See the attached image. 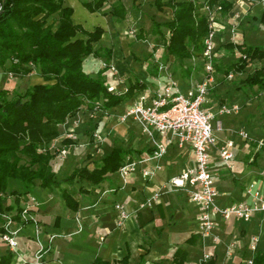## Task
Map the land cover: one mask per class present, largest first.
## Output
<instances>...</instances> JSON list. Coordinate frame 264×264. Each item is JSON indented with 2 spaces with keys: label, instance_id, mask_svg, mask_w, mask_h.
<instances>
[{
  "label": "crops",
  "instance_id": "obj_1",
  "mask_svg": "<svg viewBox=\"0 0 264 264\" xmlns=\"http://www.w3.org/2000/svg\"><path fill=\"white\" fill-rule=\"evenodd\" d=\"M114 1L116 0H107L99 11L89 12L80 0H64L65 4L73 7L75 22L82 23L86 28H89L87 24L91 25V28L98 24L105 28L99 45L112 47V62L116 65L117 74L125 82L139 78L147 82V90L154 91L165 81V76L156 70V66H148L147 63L132 66V57H129L130 52H126L123 43L135 39L132 36L130 39L127 38L128 27L137 20L145 19L143 15L148 16L147 12H143L144 6H148L151 14L155 15L151 24L153 20L170 19L173 16V9L165 6L162 10H158L153 5L154 0H124L129 11L127 18L114 21L111 25L109 12ZM237 9H240V15H243L244 8L240 5ZM228 19L230 22L233 21L231 16ZM223 51L230 52L221 47L219 53ZM90 57L92 56H89L85 62L87 71L96 73L103 69V66H97L95 62L91 65ZM192 67L189 76L174 72V76L183 87L188 86L190 81L202 77V68ZM105 73L107 82L118 87L123 86L122 82L115 79L113 71L107 69ZM239 74L240 78L245 77L242 76L243 73ZM37 76L41 80L36 83L44 82L39 74ZM220 79L222 75L217 71L216 81ZM217 87H219L217 83L211 86L205 101L208 105L204 106L215 112L220 108L218 97L214 98L211 93L215 92ZM139 94L128 99L124 107L135 102ZM118 106L107 114L99 113L100 116L102 115V121L110 120L107 126L114 122L115 114L124 109L123 107L119 111ZM85 111V109L80 110L75 116L62 123L61 134L49 142L50 149L56 151L52 166L58 179L65 178L73 168L81 164L93 167L98 155H91L95 154L98 147L106 148V152L100 155L102 158L117 144L111 138V133L116 132L115 127L112 129L107 127V130L103 131L95 129L93 132H100L102 139L98 142L95 138L89 141L88 135H92L93 132L89 134L85 132L87 128H84L85 120L90 118V114ZM232 115L234 116L218 113V119L221 118L223 121V127L215 130L218 144L212 147L210 157V170L220 193L218 199L223 204L247 199L244 187L252 179H258L264 190V146L258 143L263 137L255 139L250 136L247 138L240 136L238 132L240 129L246 131L242 125L245 116L239 112ZM121 125L122 130L124 128V131H128L131 140L128 144L119 143L125 148L142 150L140 153L135 151L132 158H127L126 161L152 151L150 138L143 133L136 121ZM140 139L142 142L138 143ZM163 139L167 140L166 137ZM227 140L234 142L230 168L221 159L219 153V146ZM63 148L67 150L65 155L60 152ZM257 150L259 154L253 163L254 153ZM156 161L161 164V168L157 169L153 176L143 177L141 168L145 164H140L125 183L119 171L107 173L105 179L98 184L78 179L71 184L63 182L61 187H67L78 201L76 209L66 206L60 196L61 187H42L39 180H35L34 187L22 195L21 206L30 203L32 198L35 199L37 223L28 222L20 226L16 235L18 246L13 251L14 263L28 261L32 264H97L95 260L98 258L110 264H174L170 259L179 246H184L187 250L185 264H199L204 252H209L215 257L217 264H247L256 252L264 251V217L261 214L255 215L248 221L237 217L223 219L216 216L215 233L218 239L202 236L196 204L190 200L184 188H174L170 184L173 176L193 163L190 146L181 147L173 140L168 144L167 152ZM150 165H154V162ZM158 188H162L163 191L160 197L154 200L152 205L141 207V202ZM25 190L24 187L19 192ZM116 202H122L129 212V216L120 226L116 223L118 213L114 207ZM255 234L259 235V242L257 250L252 251L249 245ZM191 236L195 238L188 243L186 240ZM41 245L42 256L37 259L36 252ZM229 247H231L230 251ZM8 248L0 239V254Z\"/></svg>",
  "mask_w": 264,
  "mask_h": 264
},
{
  "label": "trees",
  "instance_id": "obj_2",
  "mask_svg": "<svg viewBox=\"0 0 264 264\" xmlns=\"http://www.w3.org/2000/svg\"><path fill=\"white\" fill-rule=\"evenodd\" d=\"M1 1L0 66L15 73L36 70L44 82L33 84L23 92L15 93L12 98L6 95V90L0 91V214L4 211H20L22 195L34 187L37 179L42 187L48 188L61 187L63 182L71 184L76 179L98 184L105 179L107 173L118 171L127 158H132L135 151L142 152L117 143L93 167L81 164L73 168L65 178L58 179L52 166L56 151L50 149L49 142L61 134L60 125L80 110L109 112L142 93L148 85L139 78L125 82L117 74V68L116 71L111 69L112 47L99 45L105 28L100 24L86 28L82 23L75 22L74 9L65 4L64 0ZM80 1L89 12H96L107 0ZM235 1H153L158 10L165 6L173 9L170 19L153 20L151 28V32L163 46L160 59L165 60L168 65L171 61L177 64L168 66L172 73L180 69L185 76L191 74L193 67L187 61L201 54L203 50V40L208 34L210 24L208 9L219 6L218 17H225ZM128 12L124 0L114 1L109 12L111 25L114 21L126 19ZM50 16L53 17V22H48ZM253 17L264 27V8ZM143 37L144 31L140 28L135 39ZM219 46L230 52H239V56L225 67L227 75L233 71L246 73L242 79L244 87L258 85L264 89V64L257 66L252 72L248 71L251 62L264 59L263 45L249 43L243 39L237 43L221 42ZM157 48V45H154V49ZM89 56L104 58L103 69L96 73L87 71L85 62ZM134 57L138 59L135 54ZM149 57H153L152 66H156L158 70L154 51ZM218 61L216 72L223 70ZM107 69L113 71L115 79L123 83L122 90H109L108 87L112 83L107 82ZM238 87L242 89L243 86ZM150 150H153V147ZM258 151L254 153L253 163L259 154ZM9 178L22 182L26 190L9 191ZM7 193L14 196L11 203L4 202ZM60 196L67 207L77 208L78 201L67 187H61ZM15 219L19 220V216H15ZM3 232L4 228L0 226V238ZM193 238L195 237L191 236L186 241L191 243ZM186 257V248L179 246L170 262L185 264ZM13 258L14 252L8 248L0 254V264H15ZM253 261L254 264H264V251L256 252ZM95 262L110 264L98 258ZM19 264L32 263L24 261ZM204 264H217L216 258L211 256Z\"/></svg>",
  "mask_w": 264,
  "mask_h": 264
},
{
  "label": "built area",
  "instance_id": "obj_3",
  "mask_svg": "<svg viewBox=\"0 0 264 264\" xmlns=\"http://www.w3.org/2000/svg\"><path fill=\"white\" fill-rule=\"evenodd\" d=\"M1 9L2 1L0 0ZM219 9V6L212 10L208 9L210 24L208 34L203 40V50L201 54L193 56L187 61L191 66H202V77L198 81H190L188 86L182 87L168 64L160 59L163 46L154 51V61L158 64L159 73L165 76V81L160 83L154 91L145 89L139 94L137 100L120 115L121 119L132 118L140 125L142 131L150 138L153 150L126 161L118 170L124 183L128 181L130 175L137 170L140 164H145L141 168L142 176L151 177L157 169L161 168V164L156 160H159L167 152L170 142L175 140L181 147L190 146L193 163L173 176L170 184L174 188H184L188 192L190 200L196 204L198 209L202 236H211L214 240L218 239V235L215 233L216 216L223 219L237 217L245 221L251 220L257 214L264 217V190L258 179H252L245 185L244 192L247 199L223 204L219 202L220 193L210 170L211 149L218 144L215 130L222 129V122L218 119L214 124L213 119L216 118L217 113L204 107L203 103L216 80V61L219 57L220 41H225L224 38L229 33L232 34V41L235 43L239 42L242 37L235 32L239 25L240 14L231 16L233 21L230 22L228 18L218 17ZM135 31V28L130 30L134 35ZM110 67L116 71L114 64H111ZM233 76V72L228 73V77ZM108 88L109 90H122L116 84H112ZM238 111V104L223 103L218 112L230 114ZM95 114L96 112H90L91 117H94ZM238 132L244 138L249 136L243 129ZM93 136L97 142L102 139V135L98 131L93 132ZM165 137L167 140L163 139ZM258 143L263 145L264 139H259ZM233 146L232 140L224 141L219 146L220 157L229 168L232 166ZM60 152L65 155L67 150L63 148ZM151 162H154V165H150ZM162 192V188H158L141 202L140 206L152 205ZM36 205L37 202L32 198L31 202L22 206L20 211H4L0 214V226L4 228L0 239L11 250L15 251L18 246L16 235L20 226L28 222L37 223L34 210ZM114 207L118 210L116 223L120 226L129 216V212L122 202H116ZM15 216H19V220H16ZM258 242L259 235H253L249 248L256 251ZM230 249L231 247H229V251ZM42 250L43 246L41 245L36 252L37 259L41 258ZM210 258L211 254L204 252L199 264L206 263ZM247 263L254 264L253 257Z\"/></svg>",
  "mask_w": 264,
  "mask_h": 264
},
{
  "label": "rangeland",
  "instance_id": "obj_4",
  "mask_svg": "<svg viewBox=\"0 0 264 264\" xmlns=\"http://www.w3.org/2000/svg\"><path fill=\"white\" fill-rule=\"evenodd\" d=\"M240 5H241V8H244V10L242 12L243 15H240L242 18L240 17L241 20L239 19L240 20L239 25L235 31L236 33L242 36L239 39V41L246 39L247 42L249 43H261V45H263L264 47V27L258 20H256L255 17H253L259 14L260 10L264 8V0H236L230 13H228L227 16L220 17V18L227 19L229 16H235L236 14H241L240 9H237L238 6ZM142 9L144 13L145 12L148 13V16L143 15L145 19H143L142 21L137 20V22L135 23L133 22L128 27V33L126 36L128 39H130V36H132L133 38H136L140 30V27H141V29L144 31V37L142 39H139V38L134 39L135 41L133 40L131 42L124 41L123 43L124 49L126 50V52L127 53L130 52V54H128L129 57H132V61H133L132 66H141L143 63H147L148 66H152L153 57H149V55L151 54V52L155 51L154 45H157V47H162L161 41L158 40L156 35L151 32V28H152L151 20L154 19L155 15L151 14V10L148 6H144ZM163 17H164V14H163ZM48 22H53L52 16L48 18ZM87 26L91 28V25L87 24ZM131 28H135L136 30L135 35L133 33L131 34L130 32ZM224 40L232 41V34L229 33L224 38ZM225 41L222 40L220 41V43L225 42ZM134 43H137V45ZM218 48L220 49L221 47L218 46ZM131 53L135 54L138 57V59L135 57L133 58V54L131 55ZM238 56H239L238 51H234V52L223 51V53L221 54L219 53L218 65L223 67V70L219 71L220 74L222 75V79L218 81L215 80V82L217 83L219 87H217L216 91L212 92L211 95L214 98L218 97L219 107L223 103L238 104L239 114L245 116L243 119L244 123L242 125L248 132L249 136L251 138L256 139L258 137H263L264 135V89H262L258 85L254 87H250V88L244 87L242 78H240V74L235 73L234 71H233L234 76L228 77L224 69L232 61H234V59H236ZM89 60H90L89 63L91 65H93L94 62H95V65L98 64L97 66L104 65V58L96 59L95 57L92 56L90 57ZM261 64H264V60H255L251 62L250 66L248 67V71L252 72L254 68H256L257 66ZM168 66H177V64H173V62L171 61ZM174 72L175 74H181L180 69H177ZM37 74L38 72L36 70H33L29 73H23V72L15 73L13 71H9L8 68L6 67L0 66V91L6 90V95L9 98H12L15 93L23 92L27 87L41 80L39 79ZM242 76H246V73H243ZM215 82L212 85H215L216 84ZM238 84L243 86L242 89H239ZM203 105L207 106L208 102H204ZM123 107H124V103L120 104L118 106L119 111H121ZM125 107L122 110V112L115 114L116 116L113 117L114 122L112 124L110 123L109 126H107V123H109L110 120L102 121L101 119L102 115L100 116L99 114L100 112L95 114L96 117L95 116L91 117L89 115L90 118L85 120L84 128L87 127L85 129V132L89 134V132L91 131L93 132L95 129H101L103 131V130L112 129L113 127H115L116 132L111 133L112 141L113 142L115 141L117 143L122 142V143L128 144L131 138H129L128 131H124L125 130L124 128L122 130L121 124L126 125L128 122L132 124L134 120L132 118L121 119L120 115H122L127 109V107L126 108ZM218 111L219 109H217V112ZM85 112L87 114H90L89 111H85ZM218 113L216 114V118L213 119L214 124H216L218 120V117H219ZM232 114H235V113H230L227 115H231L233 117L234 115ZM219 120H221V118ZM221 122H222V127H223V121L221 120ZM88 138H90L89 140L90 142L94 140L93 134L88 135ZM141 142H142V139H140L138 143H141ZM57 152L59 151L57 150ZM105 152H106V148H99V149L97 148L95 154L91 155V156H95L96 154L98 155V157L96 158L94 162L96 163L97 161H99L100 155H103ZM8 189L9 191H13V190L19 191L21 189H24V185L22 184V182L14 178H9ZM9 199L14 200V197H11L10 194L7 193L6 196H4V202L8 203L10 201Z\"/></svg>",
  "mask_w": 264,
  "mask_h": 264
}]
</instances>
